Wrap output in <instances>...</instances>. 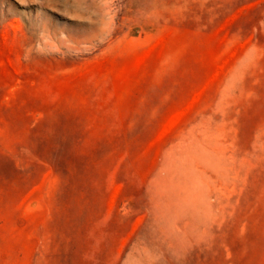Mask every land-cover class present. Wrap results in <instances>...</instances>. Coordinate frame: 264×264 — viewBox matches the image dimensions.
Listing matches in <instances>:
<instances>
[{
    "label": "rangeland",
    "instance_id": "1",
    "mask_svg": "<svg viewBox=\"0 0 264 264\" xmlns=\"http://www.w3.org/2000/svg\"><path fill=\"white\" fill-rule=\"evenodd\" d=\"M0 264H264V0H0Z\"/></svg>",
    "mask_w": 264,
    "mask_h": 264
}]
</instances>
